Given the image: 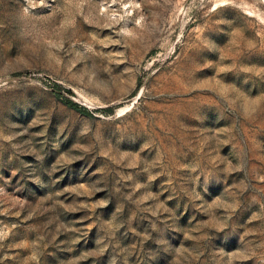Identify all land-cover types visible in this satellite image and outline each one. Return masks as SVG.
Listing matches in <instances>:
<instances>
[{
	"label": "rangeland",
	"instance_id": "rangeland-1",
	"mask_svg": "<svg viewBox=\"0 0 264 264\" xmlns=\"http://www.w3.org/2000/svg\"><path fill=\"white\" fill-rule=\"evenodd\" d=\"M0 264H264V0H0Z\"/></svg>",
	"mask_w": 264,
	"mask_h": 264
},
{
	"label": "trees",
	"instance_id": "trees-1",
	"mask_svg": "<svg viewBox=\"0 0 264 264\" xmlns=\"http://www.w3.org/2000/svg\"><path fill=\"white\" fill-rule=\"evenodd\" d=\"M49 83V82H48ZM50 88L52 89L53 94L55 97L63 103L66 107L71 110H74L84 116L91 117L92 112L89 111L87 108L81 107L78 103L73 100V93L69 90L64 89L61 85L57 83H49ZM111 109H107L104 112H110Z\"/></svg>",
	"mask_w": 264,
	"mask_h": 264
}]
</instances>
